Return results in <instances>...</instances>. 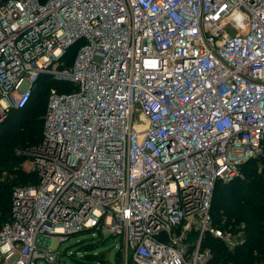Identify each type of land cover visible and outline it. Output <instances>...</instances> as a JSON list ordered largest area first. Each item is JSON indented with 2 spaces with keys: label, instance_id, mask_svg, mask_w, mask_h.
<instances>
[{
  "label": "built area",
  "instance_id": "1",
  "mask_svg": "<svg viewBox=\"0 0 264 264\" xmlns=\"http://www.w3.org/2000/svg\"><path fill=\"white\" fill-rule=\"evenodd\" d=\"M40 81L62 90L0 264H52L51 237L90 230L121 238L123 264H211L210 231L243 242L211 209L264 153V0H0V124Z\"/></svg>",
  "mask_w": 264,
  "mask_h": 264
},
{
  "label": "trees",
  "instance_id": "2",
  "mask_svg": "<svg viewBox=\"0 0 264 264\" xmlns=\"http://www.w3.org/2000/svg\"><path fill=\"white\" fill-rule=\"evenodd\" d=\"M51 87L62 90L58 83L47 82L43 85L40 81L30 105L12 111L7 120L0 124V168H7L6 174L18 175L12 168L9 169V165H23L28 157L24 152L42 142ZM256 159L263 160L261 167L256 164L248 166ZM256 159L242 167V176L227 182L220 181L216 185L211 209L213 224L233 235L242 234L243 242L235 250L229 251L221 240L205 237L204 246L213 252L211 264H264V153ZM19 170L20 176H25L28 181L16 187L37 183L32 172L23 168ZM11 183L7 177L0 181V230L9 221L12 194L16 188L12 191ZM206 240L211 244L207 245ZM121 261L122 256L118 253L116 262L121 264Z\"/></svg>",
  "mask_w": 264,
  "mask_h": 264
},
{
  "label": "rangeland",
  "instance_id": "3",
  "mask_svg": "<svg viewBox=\"0 0 264 264\" xmlns=\"http://www.w3.org/2000/svg\"><path fill=\"white\" fill-rule=\"evenodd\" d=\"M229 32H232V30L229 29ZM135 120L136 122H139V118L137 116L135 117ZM254 165L261 167L263 165V160L256 159L248 164V166ZM9 166V169L12 168L18 175H8L6 174V170H8L7 168H0V181H3L6 177L11 180V188L13 191L17 185H22V183L28 181L25 176H20L19 169L23 168L30 171L32 170V164L30 162H24L23 165L13 163V165L10 164ZM216 229H218L217 226L213 224L211 226V230ZM205 237L213 238L214 236L210 231ZM206 244L210 245L211 243L206 240ZM57 247L58 239L56 237H51L48 247L45 248L50 249L52 252L57 254L56 261L52 264H118L116 262V257L117 254L120 253L122 240L120 237L111 236L107 231L99 233L97 231L90 230L70 236L66 241L62 242L58 248ZM41 263L51 264L44 260H42ZM123 263L124 262L121 261V264ZM38 264H40V262Z\"/></svg>",
  "mask_w": 264,
  "mask_h": 264
}]
</instances>
